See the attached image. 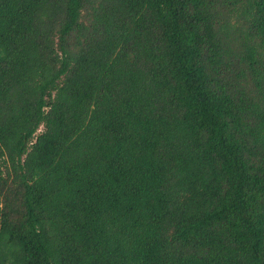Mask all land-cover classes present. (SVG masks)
I'll use <instances>...</instances> for the list:
<instances>
[{
  "label": "trees",
  "instance_id": "1",
  "mask_svg": "<svg viewBox=\"0 0 264 264\" xmlns=\"http://www.w3.org/2000/svg\"><path fill=\"white\" fill-rule=\"evenodd\" d=\"M0 264H264V0H0Z\"/></svg>",
  "mask_w": 264,
  "mask_h": 264
},
{
  "label": "rangeland",
  "instance_id": "2",
  "mask_svg": "<svg viewBox=\"0 0 264 264\" xmlns=\"http://www.w3.org/2000/svg\"><path fill=\"white\" fill-rule=\"evenodd\" d=\"M43 127H41L40 131H42Z\"/></svg>",
  "mask_w": 264,
  "mask_h": 264
}]
</instances>
